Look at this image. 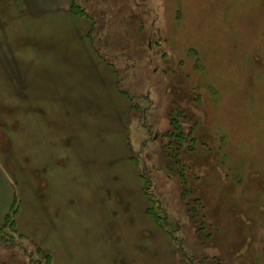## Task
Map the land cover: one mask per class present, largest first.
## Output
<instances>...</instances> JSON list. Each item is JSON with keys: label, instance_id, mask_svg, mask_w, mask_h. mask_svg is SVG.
Segmentation results:
<instances>
[{"label": "rangeland", "instance_id": "rangeland-1", "mask_svg": "<svg viewBox=\"0 0 264 264\" xmlns=\"http://www.w3.org/2000/svg\"><path fill=\"white\" fill-rule=\"evenodd\" d=\"M0 264H264V0H0Z\"/></svg>", "mask_w": 264, "mask_h": 264}, {"label": "trees", "instance_id": "trees-1", "mask_svg": "<svg viewBox=\"0 0 264 264\" xmlns=\"http://www.w3.org/2000/svg\"><path fill=\"white\" fill-rule=\"evenodd\" d=\"M173 127H174V129H173ZM172 129H173V131L177 132L176 130H179L180 128H178L176 122H172ZM175 132H174V133H175ZM170 135H171V134H170ZM192 210H193V209H192ZM193 211H194V210H193Z\"/></svg>", "mask_w": 264, "mask_h": 264}]
</instances>
